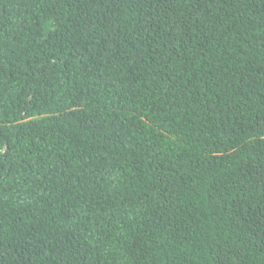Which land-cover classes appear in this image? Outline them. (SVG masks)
Segmentation results:
<instances>
[{
  "label": "trees",
  "instance_id": "obj_1",
  "mask_svg": "<svg viewBox=\"0 0 264 264\" xmlns=\"http://www.w3.org/2000/svg\"><path fill=\"white\" fill-rule=\"evenodd\" d=\"M0 264H264V0H0Z\"/></svg>",
  "mask_w": 264,
  "mask_h": 264
}]
</instances>
